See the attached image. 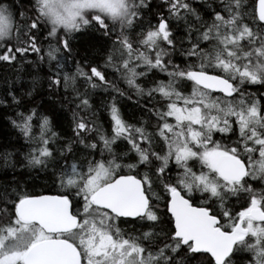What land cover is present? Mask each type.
Listing matches in <instances>:
<instances>
[{
    "label": "snow or ice",
    "instance_id": "6c2138e0",
    "mask_svg": "<svg viewBox=\"0 0 264 264\" xmlns=\"http://www.w3.org/2000/svg\"><path fill=\"white\" fill-rule=\"evenodd\" d=\"M0 70V264H264V0H0Z\"/></svg>",
    "mask_w": 264,
    "mask_h": 264
},
{
    "label": "trees",
    "instance_id": "16d2710c",
    "mask_svg": "<svg viewBox=\"0 0 264 264\" xmlns=\"http://www.w3.org/2000/svg\"><path fill=\"white\" fill-rule=\"evenodd\" d=\"M159 0H153V3H157ZM198 3L199 0H196ZM66 70H72L74 71V67L70 63L68 66V69ZM4 71L0 70V77H3ZM44 81H42V84ZM31 81L30 78L27 76H24L20 81H18L16 84L12 85L11 80L9 81V86L14 87L19 91L20 94H23L24 91H26L30 87ZM5 83L2 78H0V98H2L3 90L5 88ZM120 87H126V85L123 84V82H119ZM43 89L39 90L42 91ZM10 99V98H9ZM110 101V90L109 91H101L97 90L92 94L91 102L93 104V108L96 109V121L98 124H101L105 129H107L108 124V114L107 111L104 108V103ZM117 102L121 107L122 113L125 115L126 118L130 120V122H134L136 119H140V108L136 103V97L134 94H132V99H128L127 96L124 97H117ZM37 103L41 104L43 107V104L41 103L39 95H37ZM143 103V101H141ZM57 107L59 108L60 105L57 103ZM69 105L65 104L62 107V111L66 117V120L64 122V129H56L57 131H68V124L71 122L72 113L69 110ZM23 111V109H20ZM39 110V109H38ZM16 113L13 110L12 106L4 105L0 107V180L5 179L4 172L8 173V176L6 179L11 180L12 179V172L13 168L8 167L4 168V161H3V154L5 152H11L13 153V163H15V157L17 155H23V153H26L28 151V143L23 139V137L20 136L19 131L14 128L11 124L12 119H16ZM147 118L146 116L144 117ZM21 169L19 166L16 167L15 171L18 173ZM38 183H43V181H38ZM37 191H41V188H37ZM237 208H239V205H236Z\"/></svg>",
    "mask_w": 264,
    "mask_h": 264
}]
</instances>
